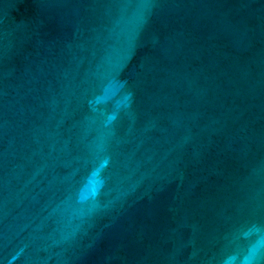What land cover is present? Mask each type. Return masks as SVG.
Masks as SVG:
<instances>
[{"label":"water","instance_id":"water-1","mask_svg":"<svg viewBox=\"0 0 264 264\" xmlns=\"http://www.w3.org/2000/svg\"><path fill=\"white\" fill-rule=\"evenodd\" d=\"M264 264V0H0V264Z\"/></svg>","mask_w":264,"mask_h":264},{"label":"clouds","instance_id":"clouds-1","mask_svg":"<svg viewBox=\"0 0 264 264\" xmlns=\"http://www.w3.org/2000/svg\"><path fill=\"white\" fill-rule=\"evenodd\" d=\"M225 264H231V258L227 261H225ZM242 264H253V261L246 259L242 262Z\"/></svg>","mask_w":264,"mask_h":264}]
</instances>
